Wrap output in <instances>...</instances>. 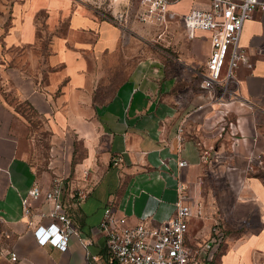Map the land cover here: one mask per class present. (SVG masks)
Wrapping results in <instances>:
<instances>
[{
    "label": "crops",
    "instance_id": "crops-1",
    "mask_svg": "<svg viewBox=\"0 0 264 264\" xmlns=\"http://www.w3.org/2000/svg\"><path fill=\"white\" fill-rule=\"evenodd\" d=\"M125 9L113 0H0V264H92L87 253L106 248L100 224L109 204L131 223H160L174 214L178 181L190 189L203 170L225 180L231 196L211 208L225 227L217 242L189 199L186 244L197 264H264V181L249 174L264 157V11L244 24L253 66L238 69L239 96L223 105L202 87L208 33L193 39L208 51L203 64L165 67L140 56L149 25L118 19ZM182 157L190 165L175 174L158 167ZM56 176L66 179L63 203L76 230L65 252L34 236L51 204L32 200L30 214L23 207L34 185L49 189Z\"/></svg>",
    "mask_w": 264,
    "mask_h": 264
},
{
    "label": "built area",
    "instance_id": "built-area-1",
    "mask_svg": "<svg viewBox=\"0 0 264 264\" xmlns=\"http://www.w3.org/2000/svg\"><path fill=\"white\" fill-rule=\"evenodd\" d=\"M123 1L126 9L118 13V19L137 21L162 26L181 19L189 39L197 38V33L206 32L210 36L211 51L206 61L207 74L202 81L213 100L225 105L238 96L239 80L237 71L242 65L251 68L247 49L241 44L244 24L251 19L257 10L264 11V0H202L206 6L194 5L185 14H178L173 7L184 0H113ZM197 2L199 0H193ZM234 85V88L232 87ZM236 87V88H235ZM183 127L179 128L178 139H183ZM209 150L202 157L209 159ZM118 157L115 162H121ZM190 165V161L182 158H160L159 169L163 171L173 168L181 170ZM89 170H84V180ZM66 179L56 176L52 186L44 189L34 185L23 199L26 214H30L32 200L45 199L51 209L41 216L47 218L34 227V236L38 244L51 245L61 251H67L72 236L76 233L72 219L63 203ZM178 196L174 202V214L160 223L141 221L131 223L126 216L116 213L113 204H109L104 212L100 227L106 235V248L101 254L88 252L87 258L92 264H197L198 252L186 244L189 230V219L194 208L182 182L177 183ZM75 196H86V192L77 188ZM195 213L202 214V209ZM213 241H219L225 235V227L219 220L212 224ZM5 251L0 246V252ZM11 260L18 263L19 256L8 251Z\"/></svg>",
    "mask_w": 264,
    "mask_h": 264
},
{
    "label": "rangeland",
    "instance_id": "rangeland-1",
    "mask_svg": "<svg viewBox=\"0 0 264 264\" xmlns=\"http://www.w3.org/2000/svg\"><path fill=\"white\" fill-rule=\"evenodd\" d=\"M193 5L187 1L173 7V10L178 14H185ZM145 30L142 37L138 38L137 43L141 45L140 56L142 58L155 56L166 66L175 64L179 70L182 69V64L190 62L191 65L203 64L206 60L208 51L199 47L194 49V40L189 39L185 32L184 23L181 19H177L172 23L162 26H144ZM200 33V31L197 33ZM200 43L197 46H201ZM3 67H0V86L7 87L4 82ZM192 73V81L198 82L199 77ZM199 83V82H198ZM249 174L258 175L264 181V157H260L251 163ZM198 178V183H194L192 187L185 185L186 193L192 201L195 209H202L203 213L199 216L204 217L209 224H213L219 217L211 216L212 206L219 205L220 202H227L230 199L228 185L221 177L207 176L205 177L204 170ZM198 184L199 189H196ZM219 220V219H218ZM212 222V223H211Z\"/></svg>",
    "mask_w": 264,
    "mask_h": 264
}]
</instances>
